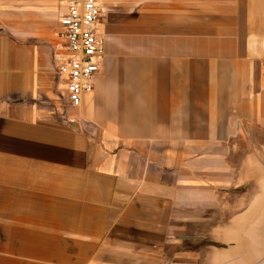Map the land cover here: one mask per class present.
Wrapping results in <instances>:
<instances>
[{"label": "crops", "instance_id": "obj_1", "mask_svg": "<svg viewBox=\"0 0 264 264\" xmlns=\"http://www.w3.org/2000/svg\"><path fill=\"white\" fill-rule=\"evenodd\" d=\"M99 3L63 107L65 0H0V264H264V0Z\"/></svg>", "mask_w": 264, "mask_h": 264}, {"label": "built area", "instance_id": "obj_2", "mask_svg": "<svg viewBox=\"0 0 264 264\" xmlns=\"http://www.w3.org/2000/svg\"><path fill=\"white\" fill-rule=\"evenodd\" d=\"M64 6L56 58L58 89L64 90L69 105L79 107L84 96L94 92L102 68L104 46L97 33L102 8L99 0H65Z\"/></svg>", "mask_w": 264, "mask_h": 264}, {"label": "rangeland", "instance_id": "obj_3", "mask_svg": "<svg viewBox=\"0 0 264 264\" xmlns=\"http://www.w3.org/2000/svg\"><path fill=\"white\" fill-rule=\"evenodd\" d=\"M58 93H60V98H58V103L61 105V106H68L69 105V103L66 101V98L64 97V96H62V94H61V91H58Z\"/></svg>", "mask_w": 264, "mask_h": 264}, {"label": "water", "instance_id": "obj_4", "mask_svg": "<svg viewBox=\"0 0 264 264\" xmlns=\"http://www.w3.org/2000/svg\"><path fill=\"white\" fill-rule=\"evenodd\" d=\"M64 119H67L66 117ZM73 125V124H72Z\"/></svg>", "mask_w": 264, "mask_h": 264}]
</instances>
